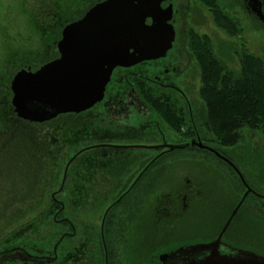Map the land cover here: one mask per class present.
I'll return each mask as SVG.
<instances>
[{"label": "rangeland", "instance_id": "obj_1", "mask_svg": "<svg viewBox=\"0 0 264 264\" xmlns=\"http://www.w3.org/2000/svg\"><path fill=\"white\" fill-rule=\"evenodd\" d=\"M104 1L0 0V264H105L103 218L141 172L133 169L121 173L115 169V160L88 148L97 144L161 143L156 133L110 136L105 124L98 122L101 117L89 116L88 112L81 119L68 116L44 125L20 120L15 113L13 79L20 71L35 72L53 62L60 56L57 44L65 27ZM205 2L175 0L176 67L181 71L180 90L187 94L181 105L189 121L184 131L193 120L200 129L206 114L201 97L202 69L191 54L193 44L211 50L226 71L236 75L241 73L240 60L245 54L264 61V27L250 16L243 0ZM218 14L232 22L228 30L218 26ZM155 120L161 119L155 116ZM145 127L147 133L151 131ZM161 127L169 143L186 138L177 127L165 123ZM201 137L205 145L231 159L248 185L264 196L263 134L245 129L236 148L219 147L217 139L206 132ZM82 150L55 197L65 205L62 215L56 217L60 208L53 196L60 192L70 160ZM158 152L133 151L126 158L135 155L150 162ZM139 181L141 193L133 199L138 200L137 195L142 199L140 213L134 222H126L127 230L116 238L120 264H146L141 258L145 250L151 256L147 264H163L164 257L177 249L216 238L247 191L229 165L206 150L192 148L165 155ZM258 199L264 208V198L257 195H250L245 204L258 209L262 205ZM61 219L70 221L75 231L69 224L58 223ZM244 219L236 217L228 228V239L236 236L238 241L246 237L251 244L264 242V223ZM74 232V236L64 237L55 255L54 248L62 236Z\"/></svg>", "mask_w": 264, "mask_h": 264}, {"label": "water", "instance_id": "obj_2", "mask_svg": "<svg viewBox=\"0 0 264 264\" xmlns=\"http://www.w3.org/2000/svg\"><path fill=\"white\" fill-rule=\"evenodd\" d=\"M175 22L173 7L167 0H106L92 7L82 19L63 30V37L57 44L59 58L38 71H20L13 79L11 85L16 115L20 120L43 125L60 115L91 110L103 100L115 68L133 67L145 61L161 59L172 50L176 36ZM189 146H169V150H187ZM199 147L209 150L202 143ZM216 154L229 163L247 191L216 240L177 249L164 257L163 264H264V255L240 251L222 243L250 194L261 199L264 196L248 185L241 171L229 159ZM77 156L67 165L60 191ZM53 199L62 205L63 210L64 204L58 202L55 195ZM66 221L75 231L74 225ZM74 234L62 236L54 248L55 255L64 237ZM222 249L231 254H222Z\"/></svg>", "mask_w": 264, "mask_h": 264}, {"label": "flooded vegetation", "instance_id": "obj_3", "mask_svg": "<svg viewBox=\"0 0 264 264\" xmlns=\"http://www.w3.org/2000/svg\"><path fill=\"white\" fill-rule=\"evenodd\" d=\"M207 1L212 2V0H207ZM167 2L169 3L170 6L173 7V11L175 13V19H176L175 22L176 36H175V41L173 42L174 45L172 50H170L165 57H161V59L145 61L133 67L115 68L111 76L110 83L107 85L105 89L104 92L105 96L103 100L100 103L96 104L95 107L92 108V110L87 111L90 114L89 116H91L92 114H97L99 117H101L99 118L98 122L102 123L103 125L105 124V128L108 130L109 132L108 135L110 136L129 138V136L141 137V135L145 136L146 134L152 135V133H156L159 136V138H161V143H153L148 145L144 144L143 142L141 143L133 142L129 144H117V145L97 144L94 145L93 147L88 148V149H92L93 151L94 149H96L103 157H110L111 159L115 160L117 164L115 169L117 171H121V173L130 172L133 169L139 170L141 174L133 182L131 188H133V186L136 185L137 182H139V180L142 179L144 173L148 171V169L151 166H154V164L158 163L159 159L165 157V155L177 153L178 151H188L190 148H192L193 150L195 149L206 150L210 154L214 155L218 160H221L222 162L229 165L227 161H224L221 158H219L216 152L219 153L223 158H227L226 155L223 156V154L217 151V149L213 147H208L207 145L204 144L203 138L201 137V133L206 132L207 134H209V128L206 125H204L205 124L204 120L200 122V125L202 127V128L200 127V129L198 128L197 123L193 122L194 121L193 120L192 122H190L191 127H189L188 130L185 131L182 130V128L188 126L189 121H188V114L184 113L185 112L183 109L184 107L181 105L182 101L186 102L187 94H185L180 90L179 79H180L181 71H178V67H176V63L178 62L177 55L175 53L176 44H177L176 42L178 37V31H177L178 13L175 7V0H167ZM243 4H245V7L248 13L250 14V16L255 17L258 20V22L261 24V26L264 27V0H243ZM191 49H192L191 54L195 55L200 66L201 55H202L201 52L202 51L207 52L209 50H206L204 47L198 45L195 48L191 47ZM57 58H59V56ZM157 106L161 108L163 107L172 108L173 110L176 109L174 112V117H170L169 114L161 115L157 111L156 108ZM87 112H83L80 114L61 115L57 119L62 117L65 118L68 116H72V118L81 119L80 117H83L84 113ZM188 113H190V111ZM155 116L156 117L158 116L161 120H155ZM87 122L90 123L91 120ZM164 123L165 125L171 126L172 128H176V127L179 128L180 131L184 134V137L186 138L181 142L169 143L168 139L166 138V134L163 132L161 127V125ZM145 125L151 128L150 132L148 133L146 132ZM188 138L189 140H186ZM193 142L195 143V146L192 147ZM200 143H202L204 147L209 148V150L199 147ZM188 144L190 146L189 148H187V150H175L173 152H170L169 150V146L177 147V146H185ZM88 149H84V151L87 152ZM141 150L142 151L158 150L159 152L157 153V156L153 158V160L150 162H147V159L145 157L144 159L143 158L141 159L135 155H133L130 158H126V154H129L133 151L141 152ZM212 150H214L215 152H213ZM84 151L82 150L77 155L81 156ZM131 188L127 192L123 193L119 197V199H117V201H115L108 208V210L112 206L117 205V203H120V201L123 200V197L131 190ZM146 193L147 191L144 189V195ZM57 205L59 206L60 210L57 213L58 215L56 217H60L62 215V211H61L62 205L61 204H57ZM108 210L106 211L104 218H106ZM247 216L248 215L246 214L242 215V218H245L244 222L248 219L250 220V218H247ZM236 217L233 220V222L236 221ZM104 218L102 223L103 225H105ZM60 222L62 224H68L65 219H61L60 221L58 220V223ZM102 236H103V232H102ZM218 236H216V238ZM225 236L222 239V243L229 245L240 251L241 250L250 251V252L258 253L259 255H263L257 249L248 248L245 246H239L235 244V242L233 241L237 239L236 236H232L231 239H228V241L225 240ZM216 238L204 239L202 241H195L194 243H205V242L208 243L216 240ZM103 242H105L104 236H103ZM104 248L106 250V245ZM221 253L227 255L231 254L228 253L226 249H222Z\"/></svg>", "mask_w": 264, "mask_h": 264}, {"label": "trees", "instance_id": "obj_4", "mask_svg": "<svg viewBox=\"0 0 264 264\" xmlns=\"http://www.w3.org/2000/svg\"><path fill=\"white\" fill-rule=\"evenodd\" d=\"M205 3L209 4L207 0ZM215 17L218 26L228 30L232 22L228 18L222 17L221 14ZM235 30L237 31V28ZM235 33L232 32L231 34L235 35ZM196 45L200 46L199 44H193L192 47L195 48ZM201 45L204 46V44ZM201 53L200 66L202 68L203 83L201 97L206 105V114L203 120L205 121L204 125L209 128V134L217 139L221 148H236L243 139L245 129H249L251 132H260L264 136V61L257 56L245 54L240 60L241 73L236 75L226 71L211 50L202 51ZM156 108L161 115L169 114L170 117H174L176 109L161 108L159 106ZM195 150L201 151L200 149ZM217 151L219 150L217 149ZM219 152L221 153V151ZM140 182L133 186L120 203L108 210L103 228L104 243L106 245L105 264H120L116 238L121 236V232H125V226L128 225L126 222H134L140 213L143 204L142 199L138 196L141 193ZM60 193H57L56 196ZM136 194H138V200L133 199ZM142 194L144 195V190ZM251 196L253 197V195ZM258 201L261 204L263 202L260 199ZM244 204L238 215L242 217L243 214H246L248 215L247 218H253L256 221L255 223L263 224V204L258 205L260 207L258 209H249ZM239 216H237V219ZM229 233L226 236V241H228ZM233 242L239 246L257 249L264 255V242L261 240L253 241L251 244L246 237H240L239 241L235 240ZM150 257L149 251H141V258L146 260L144 261L146 264Z\"/></svg>", "mask_w": 264, "mask_h": 264}, {"label": "bare ground", "instance_id": "obj_5", "mask_svg": "<svg viewBox=\"0 0 264 264\" xmlns=\"http://www.w3.org/2000/svg\"><path fill=\"white\" fill-rule=\"evenodd\" d=\"M203 229V228H202ZM201 231V230H200ZM202 233V232H201ZM203 233H205V231L203 232ZM206 235V234H205ZM203 236H204V234H203Z\"/></svg>", "mask_w": 264, "mask_h": 264}]
</instances>
